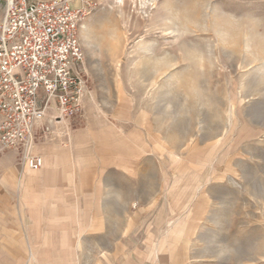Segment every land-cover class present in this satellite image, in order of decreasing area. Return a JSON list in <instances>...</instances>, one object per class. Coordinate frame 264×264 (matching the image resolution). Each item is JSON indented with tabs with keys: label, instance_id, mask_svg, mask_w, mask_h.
Returning <instances> with one entry per match:
<instances>
[{
	"label": "rangeland",
	"instance_id": "rangeland-1",
	"mask_svg": "<svg viewBox=\"0 0 264 264\" xmlns=\"http://www.w3.org/2000/svg\"><path fill=\"white\" fill-rule=\"evenodd\" d=\"M73 2L89 109L155 122L159 206L126 264H264V0Z\"/></svg>",
	"mask_w": 264,
	"mask_h": 264
},
{
	"label": "crops",
	"instance_id": "crops-1",
	"mask_svg": "<svg viewBox=\"0 0 264 264\" xmlns=\"http://www.w3.org/2000/svg\"><path fill=\"white\" fill-rule=\"evenodd\" d=\"M91 101L85 122L52 120V110L37 124L40 169L23 165L18 150L0 149V264H126L127 228L133 238L138 215L149 223L159 206L155 122L95 112ZM152 160L155 167H143ZM135 185L139 194H130Z\"/></svg>",
	"mask_w": 264,
	"mask_h": 264
},
{
	"label": "built area",
	"instance_id": "built-area-1",
	"mask_svg": "<svg viewBox=\"0 0 264 264\" xmlns=\"http://www.w3.org/2000/svg\"><path fill=\"white\" fill-rule=\"evenodd\" d=\"M86 12L73 0H8L0 19V149L20 152L34 170L35 129L79 114L89 94L80 28Z\"/></svg>",
	"mask_w": 264,
	"mask_h": 264
}]
</instances>
